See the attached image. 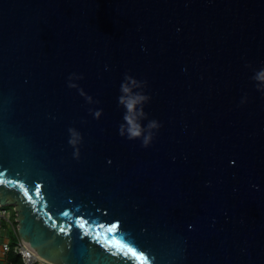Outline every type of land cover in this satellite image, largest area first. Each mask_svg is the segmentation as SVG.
<instances>
[{"label":"water","instance_id":"water-1","mask_svg":"<svg viewBox=\"0 0 264 264\" xmlns=\"http://www.w3.org/2000/svg\"><path fill=\"white\" fill-rule=\"evenodd\" d=\"M261 68L264 0H0V205L24 244L55 264H264ZM125 74L158 121L147 144L120 131Z\"/></svg>","mask_w":264,"mask_h":264},{"label":"clouds","instance_id":"clouds-1","mask_svg":"<svg viewBox=\"0 0 264 264\" xmlns=\"http://www.w3.org/2000/svg\"><path fill=\"white\" fill-rule=\"evenodd\" d=\"M75 73H70L69 76H74ZM254 79L264 81V68L258 69L253 74ZM69 85H73L74 81L70 78ZM142 82L134 78L129 74H125V79L121 82V95L118 97L119 101L125 104L127 111L125 112V121L127 124H121L120 131L122 134H127L129 137L142 136L144 144H147L152 137V131L154 127L158 126L156 119H151L146 125L140 122V117L146 115L143 112L142 107L133 111L134 105L138 102L145 101L147 96L139 91L133 92V88H137ZM258 87L260 85H257ZM90 98V97H89ZM99 112H97V115ZM71 136L69 140L71 143L76 144L79 138V132L75 129H70Z\"/></svg>","mask_w":264,"mask_h":264},{"label":"built area","instance_id":"built-area-1","mask_svg":"<svg viewBox=\"0 0 264 264\" xmlns=\"http://www.w3.org/2000/svg\"><path fill=\"white\" fill-rule=\"evenodd\" d=\"M7 205H10L7 206ZM0 205V253L6 256L9 251L21 257L23 264H55L31 251L22 241L18 231V214L15 204ZM12 227L15 238L6 234V228ZM5 230V232H3ZM6 258V257H5Z\"/></svg>","mask_w":264,"mask_h":264},{"label":"trees","instance_id":"trees-1","mask_svg":"<svg viewBox=\"0 0 264 264\" xmlns=\"http://www.w3.org/2000/svg\"><path fill=\"white\" fill-rule=\"evenodd\" d=\"M5 257L10 264H23L21 257L13 251H9Z\"/></svg>","mask_w":264,"mask_h":264},{"label":"snow or ice","instance_id":"snow-or-ice-1","mask_svg":"<svg viewBox=\"0 0 264 264\" xmlns=\"http://www.w3.org/2000/svg\"><path fill=\"white\" fill-rule=\"evenodd\" d=\"M35 187L38 189L40 187L39 184L35 185ZM117 243H120L119 241H116ZM129 250L131 252H133L134 254L138 255L139 257L143 258V259H146V255L144 252L140 251V252H137V250L135 248H129Z\"/></svg>","mask_w":264,"mask_h":264},{"label":"rangeland","instance_id":"rangeland-1","mask_svg":"<svg viewBox=\"0 0 264 264\" xmlns=\"http://www.w3.org/2000/svg\"><path fill=\"white\" fill-rule=\"evenodd\" d=\"M7 206L10 207V205H7ZM3 232H5V230H3ZM6 234L15 238V232H14V230L12 229V227H8V228H6ZM1 263H2V262H1Z\"/></svg>","mask_w":264,"mask_h":264},{"label":"crops","instance_id":"crops-1","mask_svg":"<svg viewBox=\"0 0 264 264\" xmlns=\"http://www.w3.org/2000/svg\"><path fill=\"white\" fill-rule=\"evenodd\" d=\"M2 262V263H1ZM0 264H10L4 256L0 253Z\"/></svg>","mask_w":264,"mask_h":264}]
</instances>
